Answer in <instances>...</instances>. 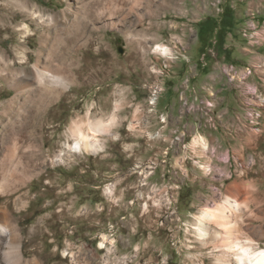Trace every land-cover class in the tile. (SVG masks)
Here are the masks:
<instances>
[{
  "label": "rangeland",
  "instance_id": "1",
  "mask_svg": "<svg viewBox=\"0 0 264 264\" xmlns=\"http://www.w3.org/2000/svg\"><path fill=\"white\" fill-rule=\"evenodd\" d=\"M256 11L264 0H0V264L3 228L20 264H222L230 242L264 248ZM64 63L67 89L18 94L35 65ZM89 122L96 153L73 147ZM228 198V228L201 241L197 218Z\"/></svg>",
  "mask_w": 264,
  "mask_h": 264
},
{
  "label": "bare ground",
  "instance_id": "2",
  "mask_svg": "<svg viewBox=\"0 0 264 264\" xmlns=\"http://www.w3.org/2000/svg\"><path fill=\"white\" fill-rule=\"evenodd\" d=\"M25 7H28L25 6ZM75 23V27L80 29L79 36L83 34L82 26L85 27L84 23ZM84 24V25H83ZM72 28V27H71ZM86 28V27H85ZM65 34H69V29H66ZM71 31V30H70ZM63 32L61 29H55V33ZM72 32V31H71ZM62 43L71 45L70 40L65 39ZM162 52L166 53L167 50L161 48ZM39 60L42 58V53L38 54ZM70 64L64 63L60 67H52V69L41 68L39 65H35L32 71V78H24L17 82L20 87L17 89L18 94L29 92L28 90L35 85L42 86L43 90L39 92L38 97L42 98H53L55 93L53 89L62 88L67 89L70 78L68 77ZM262 102V101H261ZM264 106V101H263ZM85 127V129H84ZM84 129V130H83ZM73 138L75 147L78 151L82 152L83 148L87 149L88 152L96 153L101 148V143L97 139V129L93 127V123L89 122V127L86 130V125L80 124L75 126L73 129ZM74 149V148H73ZM223 207V206H222ZM239 209V203L237 201L226 199L225 205L222 209H207L201 213V217L197 218V225L194 226L198 237L201 241L209 239L210 233L208 226L212 222H216L223 228H228L227 209ZM2 236L6 237V241L12 247L9 248L5 256L6 260L11 264H20L23 259V253L20 246V235L17 231H11L7 228H3ZM207 242V241H206ZM1 243V241H0ZM204 244V243H203ZM255 243L251 239H238L236 241L228 243L224 247L223 258L218 259V262L222 264H260L264 260V248L256 247Z\"/></svg>",
  "mask_w": 264,
  "mask_h": 264
},
{
  "label": "built area",
  "instance_id": "3",
  "mask_svg": "<svg viewBox=\"0 0 264 264\" xmlns=\"http://www.w3.org/2000/svg\"><path fill=\"white\" fill-rule=\"evenodd\" d=\"M252 15L254 17V20L256 21V29H253V35H252V37H256V35H258L257 34V30L260 29V26H261V24H263V22L258 18L261 15V14H259L258 11H256L255 13H252ZM244 38H245V32H244ZM256 38H258V37H256ZM245 39L246 40L247 39L249 40V38H245ZM246 70H247V68L246 67L244 68V66H230L227 69L226 73H232L233 74V80H234L237 72H242V71H246ZM260 96H261V93H259V98H260ZM259 98H258V103H257L256 107L259 104ZM259 134H262V130L259 131Z\"/></svg>",
  "mask_w": 264,
  "mask_h": 264
},
{
  "label": "crops",
  "instance_id": "4",
  "mask_svg": "<svg viewBox=\"0 0 264 264\" xmlns=\"http://www.w3.org/2000/svg\"><path fill=\"white\" fill-rule=\"evenodd\" d=\"M263 22H264V20H263ZM246 54L247 53L244 54L243 61H245V62H254V61L258 62L259 61L260 62L259 57L257 55L249 56Z\"/></svg>",
  "mask_w": 264,
  "mask_h": 264
},
{
  "label": "snow or ice",
  "instance_id": "5",
  "mask_svg": "<svg viewBox=\"0 0 264 264\" xmlns=\"http://www.w3.org/2000/svg\"><path fill=\"white\" fill-rule=\"evenodd\" d=\"M260 264H264V260H262V261L260 262Z\"/></svg>",
  "mask_w": 264,
  "mask_h": 264
}]
</instances>
